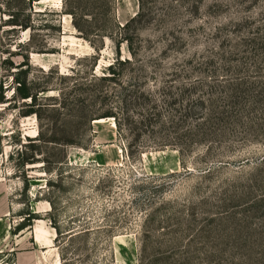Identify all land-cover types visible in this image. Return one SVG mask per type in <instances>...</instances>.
<instances>
[{"label": "rangeland", "instance_id": "1", "mask_svg": "<svg viewBox=\"0 0 264 264\" xmlns=\"http://www.w3.org/2000/svg\"><path fill=\"white\" fill-rule=\"evenodd\" d=\"M24 56L58 127L12 98ZM1 84L0 264H264V0H0ZM145 86L154 131L73 106Z\"/></svg>", "mask_w": 264, "mask_h": 264}, {"label": "trees", "instance_id": "2", "mask_svg": "<svg viewBox=\"0 0 264 264\" xmlns=\"http://www.w3.org/2000/svg\"><path fill=\"white\" fill-rule=\"evenodd\" d=\"M47 10L44 11H35L34 13L42 14L45 13ZM31 15L27 17L25 21H21L19 19L13 20V24L17 26H21L24 29H33L34 24L31 20ZM118 62H130V59H124V61L118 60ZM116 62L110 64L107 68L108 75H105L101 78L94 76L97 80H109V81H116L117 79V71L115 69ZM12 69L15 71L12 74V83L15 84L13 97L14 99L18 98L23 100L24 103L27 105V110L24 112V116H31L36 115L39 119L44 117V114L47 110L53 109L55 112L53 122L56 124L59 123V116L61 117L64 113L63 111L68 109L69 103H47L43 102L44 97L42 94L44 92H48L50 89L47 87H42L41 85L35 84L29 79L32 70V64L30 63L29 56H24L23 62L18 65H15L12 62ZM17 69V70H16ZM99 97V96H97ZM6 90L4 88V84L0 86V105L6 103L7 100ZM88 98L86 97H79L76 99V102L73 103L74 109H76L80 113V117L84 120L86 119L88 124L91 126V123L95 119L99 118H116L117 124L121 130L124 128L131 127L132 130L136 129H151L152 131L155 130L158 123H161L162 114L159 112L157 107V100L153 91L149 90L148 88H138L136 90L131 91V94L126 95L123 98V101L119 105V107H115L114 109L108 110L104 114H94L91 115V112L88 110ZM136 108L139 110L137 115H132V110ZM121 112H118V111ZM123 116L121 117V115ZM58 116V117H57ZM61 120V119H60ZM58 127V125H56ZM130 129V128H129ZM62 131H66V129H62ZM41 134V132H40ZM50 143L54 144H63V145H82L80 142L75 140L73 137L68 138V136L63 137H52L49 140H45ZM1 153V152H0ZM18 155L21 156V153L18 152ZM39 161L38 158L24 160L20 166L24 167L25 163H35ZM52 184V183H51ZM29 186H27L28 189ZM38 215L35 212L29 211L27 216L24 217L22 222L18 224L17 231H22L30 226H32V221L37 219ZM58 234L61 235L60 228L56 225ZM90 232V229H83L80 231H73L70 234V238L75 236L87 235ZM58 238V237H57ZM61 258L64 261V264H68L67 259L65 258L64 254L61 252Z\"/></svg>", "mask_w": 264, "mask_h": 264}]
</instances>
